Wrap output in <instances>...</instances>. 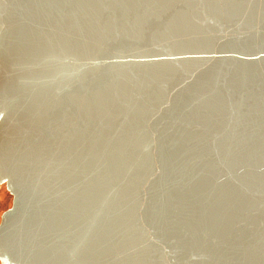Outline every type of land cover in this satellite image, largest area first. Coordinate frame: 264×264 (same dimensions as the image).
Returning a JSON list of instances; mask_svg holds the SVG:
<instances>
[{
    "label": "water",
    "instance_id": "obj_1",
    "mask_svg": "<svg viewBox=\"0 0 264 264\" xmlns=\"http://www.w3.org/2000/svg\"><path fill=\"white\" fill-rule=\"evenodd\" d=\"M0 264H264V0H0Z\"/></svg>",
    "mask_w": 264,
    "mask_h": 264
},
{
    "label": "rangeland",
    "instance_id": "obj_2",
    "mask_svg": "<svg viewBox=\"0 0 264 264\" xmlns=\"http://www.w3.org/2000/svg\"><path fill=\"white\" fill-rule=\"evenodd\" d=\"M10 204V195L4 189V185L0 184V212Z\"/></svg>",
    "mask_w": 264,
    "mask_h": 264
}]
</instances>
